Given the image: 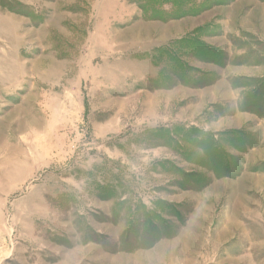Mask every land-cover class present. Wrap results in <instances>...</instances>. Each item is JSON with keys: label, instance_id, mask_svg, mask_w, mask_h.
Masks as SVG:
<instances>
[{"label": "rangeland", "instance_id": "1", "mask_svg": "<svg viewBox=\"0 0 264 264\" xmlns=\"http://www.w3.org/2000/svg\"><path fill=\"white\" fill-rule=\"evenodd\" d=\"M262 139L264 0H0V264H264Z\"/></svg>", "mask_w": 264, "mask_h": 264}, {"label": "crops", "instance_id": "2", "mask_svg": "<svg viewBox=\"0 0 264 264\" xmlns=\"http://www.w3.org/2000/svg\"><path fill=\"white\" fill-rule=\"evenodd\" d=\"M252 77V76H251ZM264 142V140L262 139L260 141V145L258 146L256 152L255 153V157L259 158V160H262L264 159V146H262V143ZM255 150V149H254Z\"/></svg>", "mask_w": 264, "mask_h": 264}]
</instances>
